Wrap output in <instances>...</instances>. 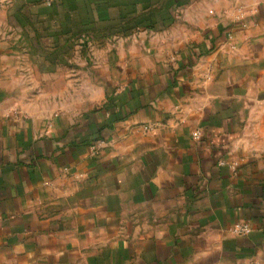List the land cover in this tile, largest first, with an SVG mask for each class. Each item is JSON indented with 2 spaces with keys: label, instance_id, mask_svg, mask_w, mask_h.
<instances>
[{
  "label": "crops",
  "instance_id": "crops-1",
  "mask_svg": "<svg viewBox=\"0 0 264 264\" xmlns=\"http://www.w3.org/2000/svg\"><path fill=\"white\" fill-rule=\"evenodd\" d=\"M177 19L90 70L0 59V264H264V0Z\"/></svg>",
  "mask_w": 264,
  "mask_h": 264
},
{
  "label": "rangeland",
  "instance_id": "rangeland-1",
  "mask_svg": "<svg viewBox=\"0 0 264 264\" xmlns=\"http://www.w3.org/2000/svg\"><path fill=\"white\" fill-rule=\"evenodd\" d=\"M84 2L85 0H44L41 3H28L26 0H0V59L2 62L7 60L10 69H19L21 65L23 68H31L33 61L39 56L55 54L60 57L59 62L62 69L64 63H67L63 60L64 56H67L71 58V65L74 66L78 63L83 64L86 57L87 60L89 59L88 68L90 70V67L95 66V56L100 59H109L115 46V53H117V48H119L117 42L120 38H128L129 30L122 29L129 23L132 25L133 21L147 22L144 25L150 24L152 29H157L156 31H160L158 29L165 25L161 21L172 23L167 28L171 31L169 33H174L176 16L177 21L183 23L198 19L201 12L209 13L210 9H214V0H113L115 7L110 10L111 15L117 21L129 22H118L114 28L121 27L122 29L109 32L107 30L93 31V26L80 27L81 23L90 21V16L92 17L91 12L85 9ZM172 2L174 3L168 8V14L162 13L161 15L159 10L164 9L166 5L169 6ZM147 5H149V10H140L148 7ZM119 11L125 15V18L119 15ZM92 13L95 19L97 12ZM105 13L103 10L102 14L106 15ZM147 13L150 16L149 19H147L149 17ZM142 32L143 30H136L130 35L138 34L140 37ZM100 80L89 75L87 94H85V91L82 90L81 93L79 90L78 78L72 79L71 87H69L68 79L56 78L54 81L56 102L63 103L70 100L79 105L80 96L83 101L85 95L89 102L94 101V92L99 87ZM110 80L113 79H106V81ZM23 81L26 82L25 84H30L33 80L24 78ZM106 81H103V84H106ZM52 101L51 97L47 100V102Z\"/></svg>",
  "mask_w": 264,
  "mask_h": 264
},
{
  "label": "trees",
  "instance_id": "trees-1",
  "mask_svg": "<svg viewBox=\"0 0 264 264\" xmlns=\"http://www.w3.org/2000/svg\"><path fill=\"white\" fill-rule=\"evenodd\" d=\"M43 1L44 0H29L28 2L29 3H41ZM173 3L174 2H172L169 6L166 5L164 9H160L159 10V13L161 15H162V13H164V15L165 14H168L167 10H168V8H170L173 5ZM134 4L136 6V3H134ZM83 5H84V7H86L85 9H88V12L89 11L91 12L90 15H92V17L90 16V21H88L86 23H81V27H83V26H93L92 27L93 31H97V30H99V31H101V30L106 31L107 30V31L110 32L111 30H113V28L115 26H117L118 22L121 23V22H124L125 21V20H119V21H117V20H115L116 18L111 15V11L110 10L115 7V4L113 3V0H85V2H84ZM125 5H128V4H125ZM147 6L148 7H145L144 9H140V10H143V11L149 10V5H147ZM103 10L106 12L105 13L106 15L102 14ZM94 11L97 12V17L95 19L93 17V13H92ZM135 11H137V10H135ZM140 14H141V12H140ZM148 14L149 13H147V16H149ZM119 15L122 16V18H125V15L121 14L120 11H119ZM120 16H119V18L121 19ZM149 18H150V16L147 17V19H149ZM129 19H131V18H129ZM164 19H166V18H164ZM128 22L129 21H127V22L125 21V23H128ZM142 23H147V22H143V21H133L132 24H134V26H131L130 25L131 23H129V25L125 26L123 30L127 31V30H129L128 29L129 26L135 27L136 24L138 25V24H142ZM99 24H101V25H99ZM150 27H151V25H150Z\"/></svg>",
  "mask_w": 264,
  "mask_h": 264
},
{
  "label": "built area",
  "instance_id": "built-area-1",
  "mask_svg": "<svg viewBox=\"0 0 264 264\" xmlns=\"http://www.w3.org/2000/svg\"><path fill=\"white\" fill-rule=\"evenodd\" d=\"M153 129L152 125H148L145 127V130L150 131ZM195 137H199V132H195L194 133ZM234 233L237 234H248L251 231V227L249 226V224L245 223V222H241V223H237L236 225H234V227L232 228Z\"/></svg>",
  "mask_w": 264,
  "mask_h": 264
}]
</instances>
